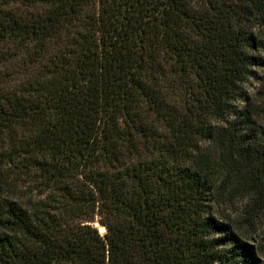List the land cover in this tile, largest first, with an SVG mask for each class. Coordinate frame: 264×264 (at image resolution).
<instances>
[{
	"label": "trees",
	"instance_id": "16d2710c",
	"mask_svg": "<svg viewBox=\"0 0 264 264\" xmlns=\"http://www.w3.org/2000/svg\"><path fill=\"white\" fill-rule=\"evenodd\" d=\"M4 46L0 264H264V0H0Z\"/></svg>",
	"mask_w": 264,
	"mask_h": 264
},
{
	"label": "rangeland",
	"instance_id": "374dc122",
	"mask_svg": "<svg viewBox=\"0 0 264 264\" xmlns=\"http://www.w3.org/2000/svg\"><path fill=\"white\" fill-rule=\"evenodd\" d=\"M22 9H24L22 7ZM7 47H0V79L3 77V74L5 72V66L8 65V62L6 63L5 60L8 57L7 56ZM10 73V71H8ZM259 73H262V70L259 69ZM2 76V77H1ZM2 80H0L1 82ZM11 82H9L10 84ZM13 83V82H12ZM11 83V85H13ZM245 90L248 95V100L253 104L254 108H257L258 110H261V117H260V123L264 126V84H262L261 81L255 80L253 78H250L245 85ZM20 191L15 194L16 199L22 200L27 205L29 204L30 200L32 199L33 195H30L29 191L25 189L23 186H21ZM247 204V197L240 196V195H229L226 199H219L217 203L215 204L214 208L220 214L221 216H224L227 221L232 222L233 224H236L239 226V229L241 233H246L245 230L242 228V225L240 227L239 220L243 217L245 210H247L246 207ZM95 228H97L98 232L100 234L104 233V228L100 226L96 221L93 223H90ZM260 229L256 233L252 234L251 237L248 234H246L247 242L254 246L258 247L260 244H263L264 241V217L261 219V225L259 224ZM261 260L264 261V254L261 257Z\"/></svg>",
	"mask_w": 264,
	"mask_h": 264
},
{
	"label": "water",
	"instance_id": "95a60500",
	"mask_svg": "<svg viewBox=\"0 0 264 264\" xmlns=\"http://www.w3.org/2000/svg\"><path fill=\"white\" fill-rule=\"evenodd\" d=\"M105 231V230H104Z\"/></svg>",
	"mask_w": 264,
	"mask_h": 264
}]
</instances>
